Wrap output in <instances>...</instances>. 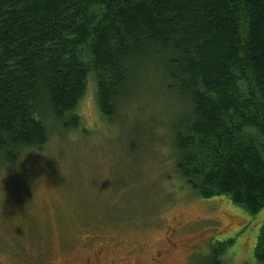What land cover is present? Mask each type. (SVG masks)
Here are the masks:
<instances>
[{"label": "trees", "instance_id": "16d2710c", "mask_svg": "<svg viewBox=\"0 0 264 264\" xmlns=\"http://www.w3.org/2000/svg\"><path fill=\"white\" fill-rule=\"evenodd\" d=\"M89 80L108 121L159 82L183 183L264 207V0H0V168L48 143L41 106L79 128Z\"/></svg>", "mask_w": 264, "mask_h": 264}, {"label": "rangeland", "instance_id": "374dc122", "mask_svg": "<svg viewBox=\"0 0 264 264\" xmlns=\"http://www.w3.org/2000/svg\"><path fill=\"white\" fill-rule=\"evenodd\" d=\"M149 83L150 90L108 121L89 80L79 128L58 124L43 148L23 149L19 161L0 168V241L14 248L15 259L53 264L87 241H152L159 249L168 225L191 222L186 233L200 247L189 264L212 263L215 247L225 264L257 263L264 207L251 213L227 195L203 198L183 183L171 135L178 112L161 114L153 96L177 98ZM129 121L138 126V144L129 139ZM171 251L172 264H186L185 243Z\"/></svg>", "mask_w": 264, "mask_h": 264}, {"label": "flooded vegetation", "instance_id": "af4514ba", "mask_svg": "<svg viewBox=\"0 0 264 264\" xmlns=\"http://www.w3.org/2000/svg\"><path fill=\"white\" fill-rule=\"evenodd\" d=\"M191 222L186 224L168 225L164 231V247L158 249L155 242L137 243L125 246L114 241L85 242L75 253L61 256L53 264H172L170 261L171 250H176L180 243L187 245L188 259L186 264L192 263L198 255L199 245L192 241L193 235L186 233ZM193 227V226H191ZM88 237V236H87ZM157 247V248H156ZM152 248V249H150ZM210 251H213L210 249ZM14 248L0 241V264H25L28 256H19L15 259ZM147 254L145 257L144 255ZM223 256L210 264H223ZM225 264V263H224Z\"/></svg>", "mask_w": 264, "mask_h": 264}, {"label": "clouds", "instance_id": "9594fccd", "mask_svg": "<svg viewBox=\"0 0 264 264\" xmlns=\"http://www.w3.org/2000/svg\"><path fill=\"white\" fill-rule=\"evenodd\" d=\"M153 100L156 104L157 110L161 113H168L169 111L179 110L180 101L167 96L154 95ZM41 118L44 126L48 129L50 135H56L58 131V121L55 113L45 106H41ZM127 133L131 142L139 143L137 134V124L129 121L126 125Z\"/></svg>", "mask_w": 264, "mask_h": 264}]
</instances>
